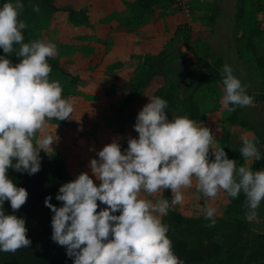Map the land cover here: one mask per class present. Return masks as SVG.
<instances>
[{"label":"clouds","instance_id":"1","mask_svg":"<svg viewBox=\"0 0 264 264\" xmlns=\"http://www.w3.org/2000/svg\"><path fill=\"white\" fill-rule=\"evenodd\" d=\"M24 8L25 0L0 3V253L12 254L31 240L25 219L4 210L7 201L13 213L18 211L28 197L9 177V169L27 175L39 172L40 152L47 153L57 140L47 132L48 122L69 120L74 111V104L62 95L61 83L50 79L48 59L57 54L55 43L24 42ZM32 11L39 13V5L33 4ZM221 75L224 109L231 113L253 104L231 66L225 64ZM148 97L133 125L138 135L127 138V147L122 150L113 140L90 159L88 168L98 183L82 172L59 187L55 199L61 206L45 197L53 214L51 239L65 247L72 264H184L174 252L163 217L171 205L183 202L182 189L191 188L193 179L210 199L220 191L233 199L243 194L249 219L257 216L264 201V168L238 165L224 147H213L215 136L208 127L187 115L170 119L167 100ZM241 139L243 159H264L254 134ZM165 190H170V200L164 198ZM156 193L160 197L149 198ZM216 211L205 208L206 227L217 223Z\"/></svg>","mask_w":264,"mask_h":264},{"label":"trees","instance_id":"2","mask_svg":"<svg viewBox=\"0 0 264 264\" xmlns=\"http://www.w3.org/2000/svg\"><path fill=\"white\" fill-rule=\"evenodd\" d=\"M3 2L4 0H0V3ZM253 3H255L254 7H252ZM33 4L39 5V13L32 11ZM174 4V0H135V2L128 3L126 11L121 14L122 27L140 29L151 22L157 9L165 10L175 6ZM251 12L254 15L264 12V0H237L235 21L239 24V32L234 36V43L239 58L246 59L248 56L255 58L256 68L261 72L264 71V58L256 50L258 41L264 39V20L258 22L256 19L254 23H248L252 18L247 16V13ZM61 13H66L69 23L73 22L76 26L86 25L88 22L85 10L78 11L70 5L61 6L58 0H25L21 19L27 23L30 17L46 16L51 19ZM211 21L212 19L209 18L208 22L211 23ZM32 26V24L28 25V28L23 31L24 42L36 40L31 39V35L39 34V31ZM211 32L209 24L204 29L182 25L176 30L175 35L191 50L190 44L193 41L202 40ZM0 54H3L2 50ZM163 55L162 52L157 56H148L138 60L137 63L140 66H136L134 77L120 87L105 89L104 94L108 98V105L102 107L103 104H101L97 109H100V112L105 111L108 115L115 112L116 117L125 120L130 111L131 102L156 83L159 88L154 95L167 100L166 111L169 118L187 115L197 122L200 119V108L195 96L198 91L212 83H220L223 86L221 75L223 61L209 62L200 58L203 70L200 71L199 78L197 77L199 80L195 82L191 93L180 100L176 84H174L176 82L163 71L160 61L157 60ZM9 58L16 62L15 56ZM48 63L52 68L50 75L69 77L71 88L80 83L78 76H70L63 63L51 57ZM89 80L84 83H89ZM186 85L191 86V84ZM62 95L64 98L67 97L65 89ZM254 102L264 105V95L258 99L254 98ZM90 109L91 112H95V107H90ZM239 113L240 107H237L226 118V123L233 125L239 122L242 127H250L254 130L258 138V149L264 154V137L256 131L252 124L240 118ZM86 114L88 115L87 109L85 116ZM50 123L72 128L80 139H87L91 135L93 126L92 122L87 124L83 118L75 119L72 116L69 120H51ZM227 144L228 140L224 139L223 145L228 146ZM40 157L41 168L36 174L27 175L9 169V177L17 186L27 190L28 197L26 203L18 211L13 213L7 201L4 203V210L6 214H15L25 219L26 235L31 240V244L27 248L19 249L15 254L0 253V264H72L71 258L66 255L65 247L56 244L51 239L53 214L45 206L44 200L46 196H51L50 203L57 207L61 206V202L55 199L58 189L63 183L74 179L69 174L61 155L41 151ZM250 167L253 170L264 168V159L257 162L252 161ZM244 199L243 194L233 199L225 212L226 216L215 217L217 223L213 227L205 226L208 221L204 219V215L185 217L178 211L168 210L163 221L169 225L168 236L172 240L174 252L184 261V264H264V230L261 233L250 232L249 224L244 219L246 216ZM99 207L105 206L99 205ZM97 210L99 211V208Z\"/></svg>","mask_w":264,"mask_h":264},{"label":"crops","instance_id":"3","mask_svg":"<svg viewBox=\"0 0 264 264\" xmlns=\"http://www.w3.org/2000/svg\"><path fill=\"white\" fill-rule=\"evenodd\" d=\"M66 2L65 0L64 3ZM131 2L135 0H88V22L86 25L78 26L81 30L85 29L84 26H88V38L91 39L88 43L90 44L88 50H91L88 58L90 56L93 63V65L90 64L92 80L88 79L89 83L82 84L84 89H81L82 95L87 100L100 101L97 100L100 96L102 99L106 96L105 89L128 83L135 75L136 66H140L137 61L144 57L157 56L163 52L164 55L157 60L162 65L171 63L172 66L174 57L169 55L178 43L176 30L182 25L204 29L207 18L212 19L209 25L212 32L202 40L193 41L190 44V51L198 60L202 58L209 61L208 57L213 61L221 60L224 65L228 64L232 67L235 76H241L239 72H243L247 62L239 58L234 44V35H232L237 0H188L191 15L186 17L177 12L175 6L167 11L157 9L151 22L137 30L122 27L121 14L126 11L127 4ZM66 4L70 5L68 2ZM60 5L65 7L64 4L60 3ZM96 14H105L106 17L95 18ZM60 16V19L63 18L62 15ZM101 31L105 35L103 33L96 37V33L99 34ZM58 61L61 63L62 60L58 59ZM162 69L174 81L172 73L167 70L168 67ZM158 88L159 85L155 83L131 102L127 119L122 121L123 125L118 124V127H115L116 131L108 129L99 132L92 126L91 135L87 139H80L70 127L49 125L47 132L53 136L56 134L57 140L51 146L52 149L46 151L62 156L73 179L83 172L88 173L94 183H98L88 168L90 159L97 158L96 153L113 140L118 141L123 150L127 146V138L138 135L133 129L136 115L142 106L149 102L148 96L154 95ZM100 102L99 105L102 103ZM86 129L88 130V126ZM141 195L145 194L141 193Z\"/></svg>","mask_w":264,"mask_h":264},{"label":"rangeland","instance_id":"4","mask_svg":"<svg viewBox=\"0 0 264 264\" xmlns=\"http://www.w3.org/2000/svg\"><path fill=\"white\" fill-rule=\"evenodd\" d=\"M64 1L65 0H58V2L64 4L65 6H67L66 3L68 2L70 6L78 11L85 10L88 15V0H66V3H64ZM254 6L255 3H253L252 7ZM169 9L170 8L164 10L159 8L160 11H167ZM176 10L181 15H184L179 8H176ZM60 15H62L63 18L60 19ZM66 16V13H61L56 14L54 18L51 19H48L46 16L38 18L30 17L27 20L26 24H32V27L34 29L36 28L39 31V34H34L33 36L31 35V39H44L45 41H51L55 43L57 54L51 58L56 59L57 61L58 59H61L62 61L60 62H64L63 64L70 76L74 77V75L78 73V75L76 76H78L79 78L80 85L73 86V88H71L69 77L66 78L59 77L58 75L53 74L50 75V79L57 80L61 83L63 90L65 89L67 92L66 98L74 104V111L71 116L75 119L85 118L84 121L88 123L92 122L93 129L96 128L99 132L108 129L116 131L115 127H118V124L123 125L121 124L123 123V120L116 117L115 112L108 115L105 111L100 112V109H97L99 108L98 106L100 101L102 102L100 103L103 104L101 105L102 107H106L108 105L107 98L104 97L102 99V97L100 96V98L97 99L100 101H89L86 99V97H84V95H82L81 89H84L82 88V84L86 85V83L84 82H87L88 79H91L92 77L90 66L93 65V63L91 62L92 60L90 56L88 58V53L91 51L90 49L88 50V45H90L88 43L91 39L88 38V26H84L85 29L81 30V27L79 28L73 22L69 23V21L66 19ZM99 16L106 17L105 14H96L94 17L98 18ZM247 16L252 18L248 23H254L256 19L258 22H262L264 20V12H259L256 15L251 12L247 13ZM206 22L210 25V23L208 22V18ZM184 23L187 24L186 22ZM238 32L239 24L234 21V23L232 24V35L235 36L238 34ZM103 33L104 32L102 31L99 34L97 32L95 36L98 37ZM179 42L181 41L178 40V43ZM177 44H175L176 46L169 56L174 57L177 52ZM256 51L260 56L264 58V39H260L258 41ZM85 57L87 58L84 59ZM208 59L209 62H214L209 57ZM242 60H246L247 65L246 67H244L243 72H239L241 76L236 77L241 80L243 85L247 86V93L258 99L261 95H264V71L260 72L259 70H257L255 58L248 56L246 59ZM161 67L164 69L168 67V72L172 73L174 81L176 82L174 84L177 85V83L181 82L180 85L176 86V90L180 97V100L191 93V91L195 87V82L199 80V77H196L197 75H195L196 78L192 76L189 69H184L182 67L177 68L174 63L172 66L171 63H167L165 65L161 64ZM72 73H74V75H72ZM243 80H245V82ZM186 84H191V86L188 87L186 86ZM252 84H254V86ZM181 86H184L185 88H182ZM222 95L223 86L220 83H212L208 87L203 88L197 92L195 97L199 102L200 119L196 123L208 127L214 134L215 142L213 144V147H215L217 144L221 147H224V151L226 152L228 158L236 160L238 165L250 166L252 161L243 159V157L240 155L239 149L242 146L241 138L249 134L255 135V132L254 130H251L250 127H242L239 122L233 125L226 123L225 120L230 113L221 105ZM90 107H95V112H91L90 110L92 108L90 109ZM87 108L88 116L85 117ZM239 117L244 119L249 124H252L255 127L256 131H258L259 134L264 137V105H261V107L246 106L240 108ZM49 125L51 126L55 124L49 123ZM224 139L228 140V146L223 145ZM182 192L184 194L183 202L181 204L171 205L169 210H174L176 212L178 211L185 217H199L200 215H204V210L208 206L216 208L217 211L215 217H223L227 208L233 200V198L228 197L227 194L223 191H220L215 198L210 199L204 196L197 190L195 179H193L192 187L182 189ZM160 195V193H156L149 198L155 200L156 198L160 197ZM163 195L164 198H167L169 200L171 199L170 190H165ZM257 212V216L253 219H249L247 216L244 217V219L249 224L250 232L253 233H261L264 230V201L261 202V205Z\"/></svg>","mask_w":264,"mask_h":264},{"label":"water","instance_id":"5","mask_svg":"<svg viewBox=\"0 0 264 264\" xmlns=\"http://www.w3.org/2000/svg\"><path fill=\"white\" fill-rule=\"evenodd\" d=\"M177 52L174 55V64L176 67H182L184 69H189L194 78L200 75V71L203 70V67L200 61L194 56V54L187 48L183 41L177 44ZM195 75H197L195 77ZM262 104L259 102H253L250 106H260Z\"/></svg>","mask_w":264,"mask_h":264},{"label":"built area","instance_id":"6","mask_svg":"<svg viewBox=\"0 0 264 264\" xmlns=\"http://www.w3.org/2000/svg\"><path fill=\"white\" fill-rule=\"evenodd\" d=\"M175 7L179 8L185 16H189L191 14V6L188 0H174Z\"/></svg>","mask_w":264,"mask_h":264}]
</instances>
